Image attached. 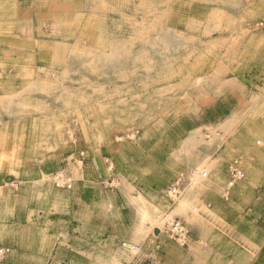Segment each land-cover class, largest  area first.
<instances>
[{
	"label": "rangeland",
	"instance_id": "obj_1",
	"mask_svg": "<svg viewBox=\"0 0 264 264\" xmlns=\"http://www.w3.org/2000/svg\"><path fill=\"white\" fill-rule=\"evenodd\" d=\"M1 236L20 262L264 264V0H0Z\"/></svg>",
	"mask_w": 264,
	"mask_h": 264
},
{
	"label": "built area",
	"instance_id": "obj_2",
	"mask_svg": "<svg viewBox=\"0 0 264 264\" xmlns=\"http://www.w3.org/2000/svg\"><path fill=\"white\" fill-rule=\"evenodd\" d=\"M206 178L207 173L201 172L198 173L196 171H192L190 173V178ZM244 175L242 171L237 168L233 167L229 171V179H228V187L231 188L235 186L238 182L242 181ZM54 184L55 187L58 189H66L69 190L72 187L70 178L63 172H59L55 174L54 177ZM184 187V179L182 176L178 177L164 192V195L169 198L170 200H176L179 198L183 192ZM164 235L165 237L172 243L176 244L179 247L186 246L191 238L190 232L186 225L179 221V220H172L169 221L165 225L164 229ZM122 248L126 251H138L137 246H131L127 243H122ZM5 257V252L3 249H0V264L3 262ZM137 264H145L144 261L137 260Z\"/></svg>",
	"mask_w": 264,
	"mask_h": 264
},
{
	"label": "crops",
	"instance_id": "obj_3",
	"mask_svg": "<svg viewBox=\"0 0 264 264\" xmlns=\"http://www.w3.org/2000/svg\"><path fill=\"white\" fill-rule=\"evenodd\" d=\"M9 231L11 232L12 229H10ZM51 233L54 234V231H52ZM10 235L12 236L13 234H10ZM14 240H15V237H14ZM0 242L5 243V245H7L5 247H8L10 249V251H9L10 259L7 261L6 264H57L55 258H52L51 260L50 259L47 260V257L49 258V256L46 255V251H40L39 247L38 248L34 247L31 254L22 253L21 259L25 258L27 260V262H20L17 260L18 256L20 255V252H21L18 249L19 243H17L15 246L8 245V244L12 243V239L11 238L6 239L4 236L0 237ZM67 248H70V246H68ZM45 250H47V249H45ZM52 250H54V248ZM46 260H47V262H46ZM144 262H145V264H162L160 260L156 261V260H152L148 257L146 258V260H144ZM226 264H233V261L228 260L226 262Z\"/></svg>",
	"mask_w": 264,
	"mask_h": 264
},
{
	"label": "water",
	"instance_id": "obj_4",
	"mask_svg": "<svg viewBox=\"0 0 264 264\" xmlns=\"http://www.w3.org/2000/svg\"><path fill=\"white\" fill-rule=\"evenodd\" d=\"M157 234V232H155Z\"/></svg>",
	"mask_w": 264,
	"mask_h": 264
}]
</instances>
